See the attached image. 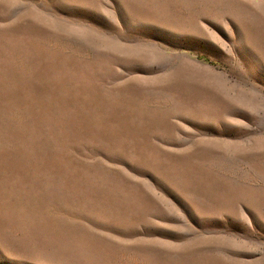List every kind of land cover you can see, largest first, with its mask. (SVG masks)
I'll return each instance as SVG.
<instances>
[{
	"label": "rangeland",
	"instance_id": "obj_1",
	"mask_svg": "<svg viewBox=\"0 0 264 264\" xmlns=\"http://www.w3.org/2000/svg\"><path fill=\"white\" fill-rule=\"evenodd\" d=\"M0 264H264V0H0Z\"/></svg>",
	"mask_w": 264,
	"mask_h": 264
}]
</instances>
